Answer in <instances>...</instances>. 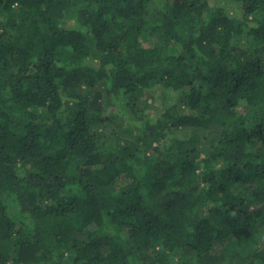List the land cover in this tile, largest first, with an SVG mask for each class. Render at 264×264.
<instances>
[{
    "label": "trees",
    "instance_id": "obj_1",
    "mask_svg": "<svg viewBox=\"0 0 264 264\" xmlns=\"http://www.w3.org/2000/svg\"><path fill=\"white\" fill-rule=\"evenodd\" d=\"M0 264H264V0H0Z\"/></svg>",
    "mask_w": 264,
    "mask_h": 264
},
{
    "label": "rangeland",
    "instance_id": "obj_2",
    "mask_svg": "<svg viewBox=\"0 0 264 264\" xmlns=\"http://www.w3.org/2000/svg\"><path fill=\"white\" fill-rule=\"evenodd\" d=\"M156 96L159 97V98H161V96H160L159 93H157ZM161 99H162V98H161ZM155 105H156V106H160V105H161V101L157 99L156 102H155Z\"/></svg>",
    "mask_w": 264,
    "mask_h": 264
}]
</instances>
